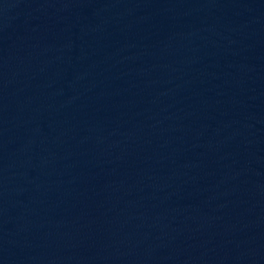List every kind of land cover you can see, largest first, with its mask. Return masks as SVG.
<instances>
[{
	"label": "water",
	"instance_id": "1",
	"mask_svg": "<svg viewBox=\"0 0 264 264\" xmlns=\"http://www.w3.org/2000/svg\"><path fill=\"white\" fill-rule=\"evenodd\" d=\"M0 264H264V0H0Z\"/></svg>",
	"mask_w": 264,
	"mask_h": 264
}]
</instances>
